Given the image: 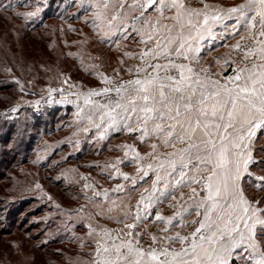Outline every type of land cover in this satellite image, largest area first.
I'll return each instance as SVG.
<instances>
[{
  "label": "snow or ice",
  "instance_id": "6c2138e0",
  "mask_svg": "<svg viewBox=\"0 0 264 264\" xmlns=\"http://www.w3.org/2000/svg\"><path fill=\"white\" fill-rule=\"evenodd\" d=\"M16 7L0 0V11L40 18L39 6ZM80 11L89 39L119 54L111 74L88 65L98 86L69 93L76 133L131 142L102 168L114 187L76 181L86 203L68 224L85 229L72 236L87 250L69 264H264V0H88ZM216 41L227 52L205 63ZM57 91L64 103L62 87L48 101Z\"/></svg>",
  "mask_w": 264,
  "mask_h": 264
},
{
  "label": "rangeland",
  "instance_id": "374dc122",
  "mask_svg": "<svg viewBox=\"0 0 264 264\" xmlns=\"http://www.w3.org/2000/svg\"><path fill=\"white\" fill-rule=\"evenodd\" d=\"M2 2L7 3L8 0ZM87 2L88 0H13L17 5V12L32 11L36 6L41 8L40 18L34 23L17 18L11 11H0V29L10 28L13 33L21 30L27 35H39V32L42 34V30L44 31V38L33 36L34 39L24 43L15 41L20 37L17 33H10L7 38L0 35V82L11 83L14 78L8 75L19 76L18 80L27 90L21 93L17 85L14 92L0 91L1 233L10 231L17 222L15 218H7L9 206L22 202L25 207L18 215L25 228L24 236L16 232L3 234L0 238V264H69L74 257L82 256L87 249L78 247L80 241L74 240L72 233L83 236L85 230L73 228L68 224L67 214L68 209L77 208L80 201H83L79 191L72 190L77 201H48L47 196H42L34 185L38 182L44 193H52L54 188L51 184L47 185V181L44 182L45 177L53 179V176H61L71 166L77 169L81 177L88 176L89 172L78 165L109 163L115 157L123 156V152L116 150L117 145L131 142L127 134H112L109 140L93 141L90 136L76 133V103L70 102L75 101V97L69 93L80 90L82 86H98L100 80L97 76L89 74L88 65L95 63L99 65L98 71L111 74L119 54L117 49L110 50L108 45L100 43L98 39H89L92 37V29L86 19L90 13L84 14L80 11L81 6ZM213 2L229 6L239 0ZM25 4L29 7H24ZM11 39L12 43L9 42ZM214 46H217L218 54L226 50L217 44ZM78 56L83 58V65ZM92 57L99 59H91ZM211 58L213 57L205 54V63H211ZM13 61L16 67H12ZM7 68L12 71H6ZM4 76H7L6 80H2ZM66 77H70L68 84H62L61 81ZM69 85L76 87L70 89ZM49 87L64 88L65 102H60L62 97L59 91L51 94L49 102ZM25 101L31 103L26 104ZM36 101H39L38 107ZM15 106H19L18 111L12 112L11 109ZM111 150L114 152L110 153ZM77 158L80 161L76 160ZM66 162H71V166L66 165ZM60 164L58 171H54L53 166ZM127 166L128 170L133 172L134 167ZM67 174L70 176L72 172ZM88 182L92 183L89 179ZM116 183L118 180L103 187H114ZM65 225H68L67 229ZM56 237L59 238L55 241ZM60 237L66 240L64 243L68 248L74 247L77 252L71 253L65 249L66 253H63ZM33 245L55 247L60 255H38L37 248Z\"/></svg>",
  "mask_w": 264,
  "mask_h": 264
},
{
  "label": "trees",
  "instance_id": "16d2710c",
  "mask_svg": "<svg viewBox=\"0 0 264 264\" xmlns=\"http://www.w3.org/2000/svg\"><path fill=\"white\" fill-rule=\"evenodd\" d=\"M15 29V28H14ZM17 29H15L16 31ZM14 31V32H15ZM19 32H16L17 35H19L20 37H17L15 39V41H22V43L28 41V40H32L34 38H32L33 36L36 37V38H44V31L42 30V34L41 32H39V35H27L24 33V31H21V30H18ZM23 32V33H22ZM10 33H13L11 32V29L10 28H6V29H0V35H5V38H7V36L10 34ZM16 33H13V34H16ZM15 37V35H14ZM10 43L13 42V40L11 39L9 41ZM30 42V41H29ZM16 67V64L14 63V61L12 62V67ZM4 74H2L3 76ZM9 77L11 78H14V79H11V83H7V82H0V91L2 90H13V92L15 91V86L17 87V84L15 82L16 79L19 78V76H14V75H8ZM7 76H4L2 80H6ZM39 121V120H38ZM113 153L114 150H111L110 153ZM95 156V154H94ZM72 159V158H71ZM71 159H67V161H70ZM76 160L80 161L79 158H77ZM107 162L105 163H91L90 165H84L82 166L81 165H78V167L82 168V169H86L85 171H88L89 173L87 174V178L91 181V182H96L97 186H104V185H108V184H111L112 182H115L117 181L118 179H109L108 178V174H107V170H104L102 171V168L103 166L106 164ZM69 164V167L71 166V162L68 163L66 162V165ZM61 166L60 165H56V166H53V170L54 171H58V167ZM64 166V165H63ZM69 169H75L71 166V168H68ZM76 172L75 173H72L70 176H68V178H65L63 175L61 176H58V177H54L53 176V179H51L49 176L45 177V181L44 182H48L47 185L50 186V184L52 185V187L54 188V191L52 190V193L50 192H47L49 193V195L52 196L53 199L55 200H64V201H77L76 198L73 196V191L74 190L75 192H78L79 194L81 193L82 189H81V184L80 183H76V181H79L81 176L80 174L78 173L77 169H75ZM68 175V174H67ZM42 176V175H41ZM80 176V177H79ZM71 181H69V180ZM51 181V182H49ZM82 196V195H80ZM80 198V197H79ZM78 198V199H79ZM83 199V198H82ZM81 200V199H79ZM86 203V201L83 199V201L81 200L80 203L78 204L79 205H82ZM24 203H13V205H10L9 206V213L7 214V218L9 219H12V218H15V224L13 226V228H11L10 231L8 232H3L1 233L0 232V238L3 236V234H6V235H10V234H13L14 232H16L18 235H22L24 236V229L23 228V225L20 223V220H19V214L22 213L24 210H25V207L23 205ZM81 228V227H79ZM85 230V229H84ZM59 238V237H58ZM56 237L55 241L58 239ZM61 238V241L63 242L62 244V250H63V253H66V250L65 249H68L71 253H74V252H77V249L72 247V248H68L67 245H65L64 242H66L65 239H63L62 237ZM2 241H0L1 243ZM60 243V242H58ZM49 245V244H48ZM42 246V247H35L33 245V247L37 250V254L38 255H42L43 253L45 254H51L52 256L55 255V256H58L60 255L59 253H57L59 250H57L55 247H50V246ZM32 247V248H33ZM33 248V249H34ZM55 251V253L53 252ZM63 257V255H62Z\"/></svg>",
  "mask_w": 264,
  "mask_h": 264
},
{
  "label": "crops",
  "instance_id": "0c3cea01",
  "mask_svg": "<svg viewBox=\"0 0 264 264\" xmlns=\"http://www.w3.org/2000/svg\"><path fill=\"white\" fill-rule=\"evenodd\" d=\"M210 2H212V3H215V2H213V0H210ZM228 43H232V41H228ZM214 44H217V45H219L220 44V41L219 42H214L212 45H207V47H205V48H207L206 49V52H205V54H206V56H210V57H217L218 55H224L225 54V51H227V49L226 50H224L223 52H221L220 54H218V51H216L217 50V46L215 47L214 46ZM211 48H214L215 50H209V49H211ZM223 48V47H222ZM222 53H224V54H222ZM213 58H211L210 60H212ZM134 167V166H133ZM121 169H122V171H125V172H128V173H131L128 169H129V166H127L126 164H124V165H121ZM118 182H121L119 179H118Z\"/></svg>",
  "mask_w": 264,
  "mask_h": 264
}]
</instances>
